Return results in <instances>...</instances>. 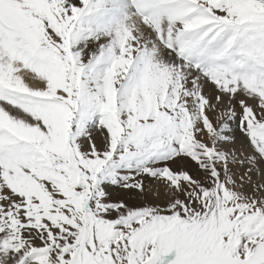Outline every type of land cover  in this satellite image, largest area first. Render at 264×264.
Instances as JSON below:
<instances>
[{"label":"snow or ice","instance_id":"6c2138e0","mask_svg":"<svg viewBox=\"0 0 264 264\" xmlns=\"http://www.w3.org/2000/svg\"><path fill=\"white\" fill-rule=\"evenodd\" d=\"M0 264H264V0H0Z\"/></svg>","mask_w":264,"mask_h":264}]
</instances>
